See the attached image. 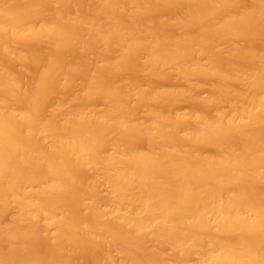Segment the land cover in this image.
I'll return each mask as SVG.
<instances>
[{
  "label": "bare ground",
  "instance_id": "bare-ground-1",
  "mask_svg": "<svg viewBox=\"0 0 264 264\" xmlns=\"http://www.w3.org/2000/svg\"><path fill=\"white\" fill-rule=\"evenodd\" d=\"M0 59V264H264V0H0Z\"/></svg>",
  "mask_w": 264,
  "mask_h": 264
},
{
  "label": "rangeland",
  "instance_id": "rangeland-1",
  "mask_svg": "<svg viewBox=\"0 0 264 264\" xmlns=\"http://www.w3.org/2000/svg\"><path fill=\"white\" fill-rule=\"evenodd\" d=\"M92 1H96V0H92ZM160 5H163V4H159V7H162V6H160ZM157 6H158V4L156 5V8H157ZM65 7H68V6H66L65 5ZM157 8V9H155L156 10V12L157 13H159V15H165L164 13H166V12H164V10H166V9H164V8ZM153 9V10H154ZM154 10V11H155ZM153 11V12H154ZM155 12V13H156ZM0 61H1V63H2V65L4 66L5 65V63H7V61L8 60H6V59H0ZM9 63L11 62V63H13L12 65H14V66H12L11 65V63L9 64V63H7L6 65L8 66V64L11 66V67H13V68H11V67H9L8 69H14L15 68V62H13V61H8ZM4 63V64H3ZM17 65V64H16ZM5 67V66H4ZM18 68V67H17ZM17 68L15 69V70H17ZM127 70V72L126 71H124V73L123 72H120L119 74H120V76H119V79L118 78H116L118 81L119 80H125V81H122V82H128L129 80H130V78H132V76H133V72L132 73H130L132 76L129 78V76H130V74L128 73V72H131L132 70H130V71H128V69H126ZM121 73H122V75H121ZM118 74V75H119ZM127 74H129V75H127ZM134 75H136V77H138L137 76V74L136 73H134ZM22 77V76H21ZM25 77V76H24ZM23 77V78H24ZM129 78V80L127 81V79ZM134 77V76H133ZM23 80V79H22ZM21 80V81H22ZM160 81H155V83H156V87H170V86H175V85H177V84H179L180 86H181V83H179V82H174V81H172V83L174 84H172V83H170L171 82V80H168L167 81V79L165 80H161V79H159ZM24 82H25V78H24V80L22 81V83L24 84ZM178 85V86H179ZM207 83L205 84H202V86H200L198 89H197V94L199 95V96H206V95H208V92H210L208 89L209 88H207ZM155 86V85H154ZM190 104L191 103H179L176 107H175V110L176 111H179V112H181V113H188L189 111H190V109H191V106H190ZM95 106H97V108H98V106L100 107V104L98 103H96V105ZM196 106H193V108H195ZM196 108H198V107H196ZM200 108V107H199ZM225 109H226V107H224ZM143 114L142 113H139V115L137 116V119L139 120V121H141V120H144V116H142ZM141 119V120H140ZM128 139V138H127ZM130 139V138H129ZM133 138H131L130 140H132ZM135 140V139H134ZM133 141V140H132ZM131 141V142H132ZM130 142V141H129ZM134 142V141H133ZM139 142V141H138ZM140 143H141V141H140ZM83 176H84V173H83ZM75 188H73L72 189V193H73V190H74ZM76 190V189H75ZM74 190V191H75ZM75 193V192H74ZM72 195V196H71ZM69 194V197H68V199L66 200V202H65V206L63 207V209H64V211H66V212H71L72 211V209L73 208H78L79 209V211H77V212H80V214H78V216L77 217H79V215H80V219L82 220H84L85 221V217L86 216H84L87 212L85 211V209H86V207H84V205H82V204H84L83 203V200H80V202L78 201L79 199H77V201L79 202H77L76 201V196L74 197L73 196V194ZM94 195H95V197H92L93 199L95 198L96 199V201H98V203H101V204H103V205H105L106 204V206L109 204L108 202V200H109V197H110V190H109V188L108 187H106V186H100V188L98 189V191H97V193H94ZM71 196V197H70ZM73 197V198H72ZM75 198V199H74ZM82 202V204L80 205V203ZM85 206H86V204H85ZM86 212V213H85ZM73 213H74V211H73ZM71 214V213H70ZM88 214V213H87ZM74 215V214H73ZM75 215H76V212H75ZM82 216H84V217H82ZM76 217V216H75ZM76 217V220L78 219ZM80 219H78L79 221H80ZM86 219H88V217L86 218ZM83 220H82V222H83ZM78 221V222H79ZM81 222V221H80ZM79 222V223H80ZM86 222V221H85ZM84 222V223H85ZM46 228L50 231V232H55V230H56V228H55V226L54 225H52V224H49V225H47L46 226ZM95 252H97L96 250H94V251H87V253L85 252H82L81 254H74L75 256H73L74 257V260H73V264H82V263H84V262H86V261H88L86 264H88L90 261L89 260H91V258L90 257H93L94 255H96L97 253H95ZM88 254H89V256H88ZM90 254H92V256L90 255ZM88 258H90L89 260H88ZM191 261H194V258H191ZM85 264V263H84Z\"/></svg>",
  "mask_w": 264,
  "mask_h": 264
}]
</instances>
